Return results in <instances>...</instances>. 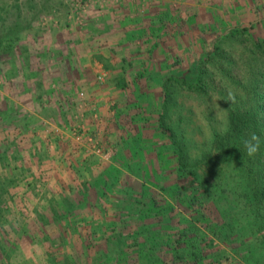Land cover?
<instances>
[{"label":"trees","instance_id":"trees-1","mask_svg":"<svg viewBox=\"0 0 264 264\" xmlns=\"http://www.w3.org/2000/svg\"><path fill=\"white\" fill-rule=\"evenodd\" d=\"M21 3L14 0L9 10L0 8V135L6 137L0 143V264H264V10L257 9L259 19L246 20L252 4L239 3L226 11L230 16L233 10L236 20L221 18L212 28L206 26L208 20L198 28L195 22L181 25L187 29H172L170 37L154 40L152 32L160 31L163 18L140 27L151 52L144 70L135 73L137 93L144 92L145 77L152 90L160 89L150 115L152 140L164 150L156 148V168L145 165L143 170L121 155L116 161L121 167L95 169L76 187L67 185L62 200L46 205L45 212L27 207L14 212L8 208L21 169L11 165L18 162L16 138L24 130L17 106L8 105L2 86L21 73L23 82L17 78L12 84L20 92L27 79L36 80L32 73L42 65V55H33L37 61H32L33 50L21 44L22 33L32 31L36 39L31 16H19L24 13ZM9 12L14 21L5 27ZM124 37L114 44L132 43V37ZM193 43L195 54L185 47ZM121 54L117 67L114 51L108 60L102 54L95 57L111 72V85L137 99L125 74L140 57L128 49ZM162 68L167 74L158 76ZM180 93L221 95L223 129H214L199 145L182 125ZM252 133L259 137V150L249 157L243 141ZM125 172L135 176L128 178ZM142 173L149 184L137 179Z\"/></svg>","mask_w":264,"mask_h":264},{"label":"rangeland","instance_id":"rangeland-1","mask_svg":"<svg viewBox=\"0 0 264 264\" xmlns=\"http://www.w3.org/2000/svg\"><path fill=\"white\" fill-rule=\"evenodd\" d=\"M13 1L0 0V8L5 6L4 10H9ZM84 1L88 4V10L80 14L82 21H77L69 19L73 0H20L25 15L19 13V16L25 20L31 16V26L36 32V39L33 40L32 31L20 34L21 39H24L21 44L25 48L30 46L33 50L29 54L31 60L35 59L33 55H42V65L38 73H32H36V80L27 79L20 92L12 84L18 79L23 82L21 73L18 79L13 78L6 81V84L2 80L5 84L2 90L7 95L5 98L10 101L9 104L4 103L13 108L17 106L15 111L19 116L18 122L24 130L16 138V143L19 142L18 154H15L18 162L12 163L11 167L20 166L21 170L9 211L23 212L27 207L30 211L37 209L45 212L46 205L62 200L61 195L67 185L76 187L95 169L101 170L108 165L121 167L120 161L116 162L121 155L126 163H139L143 170L145 165H149L151 169L156 168L159 160L155 156L158 153L156 148L160 153L164 150L157 141L152 140L153 122L150 115L153 114L152 98L160 89L157 87L155 91L152 90L150 81L145 80V77L141 81V84H145L144 92L140 96L137 93L135 73L144 70L147 63L145 59L151 52L148 43L140 37V27L146 28L156 18H163L160 31L152 32L151 38L154 40L161 36L170 37L172 29L183 32L194 22L198 28L202 20H208L206 26L210 28L221 18L236 20L232 16L233 10L230 16L226 11L239 3L252 4L246 10V20L259 19L257 12L260 11L257 9L264 10V0ZM3 15L4 12H0V16ZM7 16L5 27L14 21L10 12ZM181 25L188 26L183 28ZM123 36L132 37V43L126 45L122 42V47L114 44ZM185 47L186 50L189 49V53L195 54L194 43ZM123 49L140 57V62L129 65L125 74L130 90L137 93V99L124 88H114L108 80L111 72L104 69L95 57L102 54L108 60L107 55L114 51L117 55L112 63L117 67L121 65L119 62L123 57ZM163 60L161 58V62ZM151 66L147 65V68L152 69ZM165 73L167 74V70L162 68L157 75ZM80 93H83V97H80ZM180 94L177 104L179 111L185 116L182 125L199 145L210 138L214 129H223L226 110L224 103L220 101L221 95L195 98ZM9 106H6V110H9ZM117 115L120 121L111 127L110 124ZM106 126L114 131L106 132ZM56 128L59 130L57 134L54 132ZM3 131L9 132L7 129ZM5 138L0 135V143ZM121 140L127 141V146ZM96 146L102 150L101 155L86 152L87 148ZM88 166L91 170H88ZM125 174L128 175L129 172ZM129 175L128 178L135 176ZM137 179L149 184L143 173ZM42 196L45 199L38 200ZM57 196L59 197L56 198ZM90 196L92 194L88 193L87 197ZM25 248L29 249V246L26 245Z\"/></svg>","mask_w":264,"mask_h":264},{"label":"built area","instance_id":"built-area-1","mask_svg":"<svg viewBox=\"0 0 264 264\" xmlns=\"http://www.w3.org/2000/svg\"><path fill=\"white\" fill-rule=\"evenodd\" d=\"M72 13H70L71 15L69 16V19H73V20H77V21H82L81 19V13L86 12V10H88V4L84 1V0H73L72 2ZM77 23H82V22H77ZM100 78V77H99ZM80 97H83V93L79 94ZM54 132L57 134L59 132V130L56 128L54 130ZM91 140V139H89ZM86 152H90V154H95L97 156L101 155L102 150H100V148L93 147L91 149L87 148Z\"/></svg>","mask_w":264,"mask_h":264},{"label":"clouds","instance_id":"clouds-1","mask_svg":"<svg viewBox=\"0 0 264 264\" xmlns=\"http://www.w3.org/2000/svg\"><path fill=\"white\" fill-rule=\"evenodd\" d=\"M228 99L234 100V97L229 95ZM217 107H219L218 104ZM224 130L227 131V128H225ZM243 146L247 156L249 157L255 156L259 150V137L255 133H252L248 139H245L243 141Z\"/></svg>","mask_w":264,"mask_h":264},{"label":"crops","instance_id":"crops-1","mask_svg":"<svg viewBox=\"0 0 264 264\" xmlns=\"http://www.w3.org/2000/svg\"><path fill=\"white\" fill-rule=\"evenodd\" d=\"M114 119V118H113ZM118 121H120L119 120V117H118V115L116 116V118L114 119V120H112V124H110L111 125V127L114 125V123H115V125L118 123ZM119 124H120V122H119ZM113 132L114 130H111L110 131V129L108 128V126H106V132ZM114 134V133H113ZM119 135V134H118ZM83 164H85V163H83ZM88 169H90L89 168V166L87 167ZM55 172H57V171H55ZM51 173V172H50ZM48 177H50L49 175H48ZM54 180H55V178H53Z\"/></svg>","mask_w":264,"mask_h":264}]
</instances>
